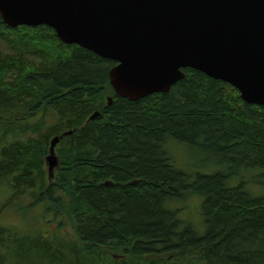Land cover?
I'll return each instance as SVG.
<instances>
[{
  "label": "trees",
  "instance_id": "16d2710c",
  "mask_svg": "<svg viewBox=\"0 0 264 264\" xmlns=\"http://www.w3.org/2000/svg\"><path fill=\"white\" fill-rule=\"evenodd\" d=\"M115 64L0 16V185L55 222L47 235L0 226V264H264V106L192 68L130 100L110 85ZM167 139L206 171L174 165ZM192 195L202 233L172 206Z\"/></svg>",
  "mask_w": 264,
  "mask_h": 264
},
{
  "label": "water",
  "instance_id": "95a60500",
  "mask_svg": "<svg viewBox=\"0 0 264 264\" xmlns=\"http://www.w3.org/2000/svg\"><path fill=\"white\" fill-rule=\"evenodd\" d=\"M0 16L114 60L109 82L124 98L166 92L192 68L264 106V0H0ZM58 141L45 156L49 177Z\"/></svg>",
  "mask_w": 264,
  "mask_h": 264
},
{
  "label": "rangeland",
  "instance_id": "374dc122",
  "mask_svg": "<svg viewBox=\"0 0 264 264\" xmlns=\"http://www.w3.org/2000/svg\"><path fill=\"white\" fill-rule=\"evenodd\" d=\"M168 139L166 147L173 158L174 165L190 173L196 170L206 171L201 169L203 160L198 152L173 139ZM11 193L6 183L0 185V226L14 227L19 231L35 230L44 235L54 231L55 222L51 221V216L45 212L42 204L22 209L29 204V198L27 196L13 197L6 203ZM172 206L180 210L179 217L183 222L191 223L198 233L203 232L204 223L200 213L201 200L199 197L192 195L172 203Z\"/></svg>",
  "mask_w": 264,
  "mask_h": 264
},
{
  "label": "bare ground",
  "instance_id": "6f19581e",
  "mask_svg": "<svg viewBox=\"0 0 264 264\" xmlns=\"http://www.w3.org/2000/svg\"><path fill=\"white\" fill-rule=\"evenodd\" d=\"M170 89V88H169Z\"/></svg>",
  "mask_w": 264,
  "mask_h": 264
}]
</instances>
